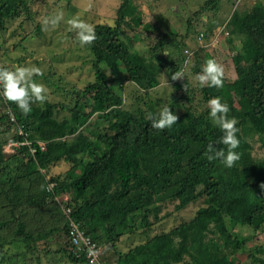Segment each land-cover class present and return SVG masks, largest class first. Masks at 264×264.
<instances>
[{
    "label": "trees",
    "instance_id": "1",
    "mask_svg": "<svg viewBox=\"0 0 264 264\" xmlns=\"http://www.w3.org/2000/svg\"><path fill=\"white\" fill-rule=\"evenodd\" d=\"M222 1L204 0L193 16L216 14ZM34 3L0 0V34L12 24H16V37L28 39L34 30L41 33L43 15L33 8ZM234 7L228 40L241 46L233 61L235 69L244 71L236 85L243 96L242 110L234 106L231 92L207 85L201 88L203 102L221 97L229 106L228 117L238 121L240 158L231 168L218 159H207V144L222 135L211 121L209 107L201 109L192 104V95L176 92L189 82L186 68L191 59L185 41L192 32H199L192 28L193 17L187 18L183 40L179 31L170 30L143 53L132 47L124 31L141 26L139 4L121 0L116 22L96 24L97 38L85 46L94 58L95 80L83 88L64 89L68 102L46 99L42 105L36 101L25 114L0 95V263L7 257L18 264L21 256H31L41 264L39 253L44 251L50 264H95L85 253L88 248L81 236H87L103 264H182L194 247L193 240L202 259L192 258L188 264H233L227 250H237L245 241L226 222L231 226L248 223L256 232L264 229V156L254 147L256 140L264 147V69H259L264 66V2L257 0L249 9ZM172 15L167 23L177 21L179 15ZM205 24L206 36H201L207 37L216 25ZM66 34L76 42L71 29ZM203 64L196 60L192 73L200 72ZM117 67L143 92L130 107L123 85L115 84L121 73ZM166 69L175 89L160 102L163 98L151 92L161 85L160 72ZM180 69L186 78L172 80L171 74ZM165 104L177 114V124L155 129L148 114ZM62 111L66 113L61 115ZM13 126L21 131L11 140L20 144L16 153L8 155L3 150L7 139L1 135ZM217 147L227 146L219 143ZM64 162L71 166L51 174L53 166ZM200 201L192 219L159 227L164 216L171 214H163L165 208L173 205L179 211ZM253 216L256 222L251 221ZM213 226L218 239L210 233ZM155 229L157 233L144 242L126 251L118 248L126 237ZM252 262L264 264V257L254 255Z\"/></svg>",
    "mask_w": 264,
    "mask_h": 264
},
{
    "label": "rangeland",
    "instance_id": "2",
    "mask_svg": "<svg viewBox=\"0 0 264 264\" xmlns=\"http://www.w3.org/2000/svg\"><path fill=\"white\" fill-rule=\"evenodd\" d=\"M203 1L204 0H136L142 12L143 21L141 26H136L133 29L125 27V35L132 39L133 48H137L144 53L157 41V39L163 36L164 32L170 30L175 32L179 31V38L183 40L182 36L186 32V25L189 22L187 18L193 17L192 28L194 31H199L200 33L192 32L185 41V52L188 53L191 59L186 68V70L189 69V82L188 84H182L176 92L178 94H183L184 91H186L187 94L195 98L192 104L200 108H206L208 106L207 102L201 100L203 97L201 88L203 86L197 81L196 73H192V66L196 60H203V62H205L209 58H215L224 69L223 86L219 87V91L231 92L234 98V106L242 110L241 104L243 96L241 91L236 90V85L238 77L240 74H244V71L235 69L233 61V55L241 46L239 41H235L232 45L229 43L228 38L231 35L232 28L228 25V22L230 15L235 9V4L238 5V7L243 6L249 9L257 0H223L216 14L207 12L205 14L195 15L194 17V11L199 8ZM262 1L264 2V0ZM120 4L121 0H35L33 8L40 9L41 15H43L40 29L42 32L37 33V30H34V33L31 35L32 37L30 36L28 39H24L16 37L13 34V29L16 24H12L4 30L0 34V68H5V66H7L8 69L14 70L19 66H37L41 69L42 75L35 76L34 78L37 82L45 86L47 100L51 102H68L70 98L65 94L67 93L65 90H70L75 85L79 88H83L89 82L94 81L96 77L93 55L89 49L78 42L76 31L71 28L68 21L73 17H78L94 26L101 22L114 24ZM56 13H63V19L56 26H45V19ZM174 13L179 15L178 19H176L177 21L167 23V18L170 16L169 19H171ZM38 18L39 17H36V22L39 21ZM172 20L173 19H171L170 22ZM208 21L212 23L210 25H216V27L207 34V37L201 36L203 31H207L205 23ZM57 27L60 29L59 33H57ZM64 27L66 30L63 31L62 28ZM68 29H71L74 33L76 42L71 41L67 36L66 33ZM203 35L205 34L203 33ZM168 50L171 51V48H168ZM196 52L198 56H196ZM259 69L263 70L264 66L261 65ZM110 70L111 69L106 68L108 74L111 73ZM121 70L122 68H116L117 73ZM162 73H165L171 87L163 83L164 78L160 74L161 85L151 92L153 97L163 98L160 102L167 100L172 93L171 90L175 89L169 77V70H163ZM117 77L118 79L115 81V84L123 85L126 106L130 107L135 104L137 100L136 96L141 95L143 92L127 78L125 71H121ZM250 77H246V81L248 79L250 81ZM257 77L259 78L260 76L257 74ZM39 103L44 105V102ZM63 113H66V111H62L60 114L62 115ZM18 131H21L20 127L13 126L10 130L1 135L3 138L7 139L3 146V150L8 155H12L18 151L20 142L11 140L13 134ZM254 147L261 150L258 155H262L263 157L264 147L261 146V142L256 140L254 142ZM70 166L71 164L65 162L53 166L51 168V174L58 172L63 173ZM64 198L67 199V196H64ZM201 205L202 203L200 201L198 204L193 206L190 205L179 211L175 210L173 205H170L165 208L162 213L164 214L166 211H170L171 214L164 216L162 220L163 224L159 227L165 226L169 228L172 225L175 226L179 224L181 221L192 219L196 214L197 208ZM253 217L251 221L256 222L257 218L255 216ZM228 223L229 221L226 222V225L232 233L245 241L237 250L232 248L227 250V253L230 254L229 259L233 260V264H255L252 262V257L254 255L264 257V250L262 251L260 249L264 247L263 228L256 232L248 223H243L238 226H231ZM220 230L223 232V227H220ZM156 233L157 230L155 229L151 231L150 234L141 233L126 237L122 242L118 243V248L126 251L133 245L144 242L148 236L155 235ZM210 233L211 235H215V238L218 239L219 233L215 226L211 228ZM193 241L195 243L197 242V240ZM206 241L207 239L203 238L202 242L204 244ZM195 243L191 251L187 253L189 255H186V259L182 261V264H188L192 258L197 261L202 259L201 249ZM39 256L42 259L41 264H50L47 261L44 251L40 252ZM36 259V257L30 256L26 259L21 256L18 264H22V262L24 264H38ZM97 260H94L92 263L103 264V259L99 260V262ZM0 264H14V259H8L6 257L5 261ZM67 264L70 263L67 262Z\"/></svg>",
    "mask_w": 264,
    "mask_h": 264
},
{
    "label": "clouds",
    "instance_id": "3",
    "mask_svg": "<svg viewBox=\"0 0 264 264\" xmlns=\"http://www.w3.org/2000/svg\"><path fill=\"white\" fill-rule=\"evenodd\" d=\"M62 19L63 13H56L46 18L44 24L45 26H56ZM68 24L76 31L78 42L82 46H91L97 38L95 26L87 21L73 17L68 21ZM40 73L41 69L37 66H19L14 70L0 68V95H3L9 101L15 102L23 113H29L34 102L43 103L47 99L45 86L34 79ZM160 74L164 78L163 83L170 86L165 73L160 72ZM223 74V66L215 58H209L204 62L201 71L196 73V79L201 86L222 87ZM178 78H186L183 69L176 70L171 74L172 80ZM207 104L212 123L222 133L219 141H210L207 144V159L210 161L218 159L226 168H231L240 158L239 153L236 151L240 143L237 135L239 132L238 121L235 117H228L229 106L222 101L221 97H210ZM170 109L171 106L165 104L158 111L150 112L148 119L151 122V127L163 130L170 129L177 124L178 116ZM219 143L227 146L226 149L217 147ZM261 187H264V184Z\"/></svg>",
    "mask_w": 264,
    "mask_h": 264
},
{
    "label": "built area",
    "instance_id": "4",
    "mask_svg": "<svg viewBox=\"0 0 264 264\" xmlns=\"http://www.w3.org/2000/svg\"><path fill=\"white\" fill-rule=\"evenodd\" d=\"M53 185L50 184V188L52 189ZM82 240H84V242L86 243L84 246H86L88 248V252H85V253H88V256L91 258V261H94V260H97L98 258V255H99V251H96L94 249V242H90V239L91 237H87V236H81ZM90 238V239H89ZM75 241L77 242L78 244V248H81L82 245H80L79 243V239L78 238H75Z\"/></svg>",
    "mask_w": 264,
    "mask_h": 264
}]
</instances>
